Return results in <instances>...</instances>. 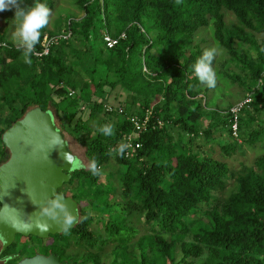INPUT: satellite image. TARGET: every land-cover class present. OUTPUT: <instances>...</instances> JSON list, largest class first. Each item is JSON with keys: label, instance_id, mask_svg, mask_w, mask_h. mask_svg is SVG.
I'll list each match as a JSON object with an SVG mask.
<instances>
[{"label": "trees", "instance_id": "16d2710c", "mask_svg": "<svg viewBox=\"0 0 264 264\" xmlns=\"http://www.w3.org/2000/svg\"><path fill=\"white\" fill-rule=\"evenodd\" d=\"M75 1L85 16L80 21L68 18L53 32L47 24L41 28L36 50L42 49L46 35L71 32V36L59 40L47 56L37 58L33 53L31 64L23 58L22 44L20 48L6 33L0 34V166L10 155L3 134L38 106L53 113L66 138L80 145L90 165L95 159L100 171L93 175L81 161L72 180L59 190L65 195L70 192L68 196L82 206L81 219L74 229L44 241L50 247L48 253L71 264H264V155L249 172L235 177V190L221 200L219 194L234 178L228 163L200 154V149L194 151L183 141L174 144L168 133L169 128L178 129L180 136L187 133L194 145L193 137L210 139L218 125L219 120L205 128L192 123L201 120L205 111L195 89L206 84L198 80L193 68L204 50L200 44L194 49L184 45L185 39L191 42L210 25L219 45L239 60L242 71L248 70L254 82L262 81L264 89V52L248 38L252 32L264 34V0H181L179 4L176 0ZM36 2L18 0L25 8ZM38 2L49 9L53 4V0ZM227 12L236 15L239 26L227 25ZM105 33L115 38L125 33L127 37L107 49ZM245 43L257 48L259 62L238 56ZM175 46L179 49L171 51ZM89 60H93V68L87 67ZM214 63L213 59L211 67ZM101 67L116 74L117 84L131 93L121 115L107 112L98 102L104 99L107 85L97 80ZM247 89L254 93L250 107L257 108V100L264 102V90ZM151 108L153 122L160 120L163 125L137 134L142 147L130 157L120 155L119 145L134 133L129 117ZM244 112L239 116V135L245 130ZM84 113L89 118L102 113L107 117L99 129L89 132L92 128L81 117L72 126L75 116ZM113 118L116 120L111 121ZM232 120L229 110L220 124L221 134L236 139ZM253 120L249 119L252 125ZM105 125L112 126V135L104 134ZM256 127L259 129L245 140L253 146L257 136H264V126ZM221 148L228 155L236 150L230 145ZM113 159L121 177L117 180L112 175L103 181L102 170ZM31 238H26V249L33 248ZM73 247L84 254L70 255Z\"/></svg>", "mask_w": 264, "mask_h": 264}, {"label": "rangeland", "instance_id": "374dc122", "mask_svg": "<svg viewBox=\"0 0 264 264\" xmlns=\"http://www.w3.org/2000/svg\"><path fill=\"white\" fill-rule=\"evenodd\" d=\"M50 10L51 14L48 18L47 23V29L49 32H53L62 28L68 18L72 17L80 21L85 16L84 10L79 7L75 0H53V4L51 5ZM0 15V34L2 35L3 33H6L8 36V40L13 42L14 44H18L13 39V34L16 31L17 26V22L15 21V9L12 8L10 10L0 12ZM225 21L229 27L239 26L240 24L236 18V15L231 12L226 13ZM247 32L250 31L247 30ZM250 34L252 35V37ZM248 35V38H253L255 42L258 43L261 50H263L264 52V34L252 32ZM184 41V45L191 46L192 49H194L196 44H200L204 51L206 49H216V55L214 57L215 63L212 67L216 74V86L214 88H209L207 85H205L202 88L195 89L198 90L200 93L199 101H201L202 99L201 103L203 106H205V111L203 112V118L201 120H196L192 123L197 125L198 127L202 126V128H205L206 125L211 121L219 120V122L218 125L215 127L212 138L206 139L204 135H199V138L196 139L195 137H193L195 143L194 145L190 144V142L188 141L189 135L187 133L182 134V136H180L178 129L171 130L170 128L168 129V133L170 137H172V142L174 144H180L183 141L184 143H186V146H191L194 151L200 149V154L213 157L215 161L228 163L231 171L233 172L234 178L229 180L226 189L219 194L221 200H227L228 196L236 188L237 183L235 181V177L238 174H244L249 172L252 168L255 167L256 160L264 155L263 134L261 136H257V145L253 146L250 143L245 142L251 132L259 129L256 126H258L259 124H262L264 126V102L257 100L255 102L257 108L255 105H252V107H248L245 109L244 114L241 116L245 130L244 132H240L239 139L230 138V135L226 133L222 135L221 133L222 131H224V129L223 127H221L220 124H222L224 117L226 116L227 112H229L232 106L245 99L247 94H250L253 97L254 93L248 91L247 88L256 86L257 88L262 89L263 82H254V80L252 79V74L248 70L242 71L244 67L239 63V60L236 57L234 58L233 56H231L227 50H225L221 45H219V43L215 39V29L213 25H210L208 28L202 29L201 31L196 33L191 42L187 39H185ZM176 48L179 49V47L175 46L171 48V51L176 50ZM237 54L241 57L250 56L252 60H254L255 62H259L257 48L252 46L251 44L245 43L242 48L238 49ZM87 67L93 68V60H89V62L87 63ZM97 72V80L102 81L104 83L107 82L105 88L106 95L104 96V99L99 98L98 102L102 103L103 105L107 103L113 105L114 107L124 108L128 102L127 100L131 97V93L126 91L123 86H121V84H117L118 76L113 72H108V70L104 69V67H101ZM233 77H240V79H233ZM110 83H115L116 85L110 86ZM263 90L264 89H262V91ZM6 114L7 112H4L3 117H5ZM72 116L73 115H69V118H72ZM79 117L82 118L83 122H87L89 127L92 128L89 132H95L96 129L100 128L102 122L105 121L107 116H105V113H102L98 114L96 118H89V115L86 113H84V115L79 114L75 116L73 120L71 119L73 127L76 126ZM250 118L254 119V125H252L249 121ZM115 120L116 119L113 118L111 121ZM201 131H203V129ZM180 137L182 138L179 139ZM67 140L72 151L79 158H81L82 162H84L85 165L88 166V168H90L91 165L85 158L84 150L80 147V145H78L75 140H73L71 137H67ZM223 145H230L232 147L235 146L236 150L231 155H228L221 148V146ZM118 169L119 167L115 159H113L111 161V164L104 170H102V173H105L103 176V181L105 180V178H109L112 175L117 180H119L121 175L117 174ZM67 194L71 195L70 192H68ZM115 200L118 199L116 198ZM81 208L82 206L80 205V211ZM200 218L205 219V216L200 215ZM134 222L136 223L137 220L134 219ZM137 225L142 226L138 222ZM31 240L33 241V248L26 249V238H23L22 236L20 237L19 235L16 238L15 244L11 246L9 250L12 251L14 254L17 253L20 255L23 249H26L27 251L22 253L20 257L33 256L35 254L34 250L38 251V249L44 254L48 253V251L50 250V247L45 245L44 242L48 239L32 237ZM111 249V246L108 247L107 252L111 251ZM79 251H81L80 248L73 247V249H69L68 252L72 256L78 254L82 256L84 253L80 254L78 253Z\"/></svg>", "mask_w": 264, "mask_h": 264}, {"label": "water", "instance_id": "95a60500", "mask_svg": "<svg viewBox=\"0 0 264 264\" xmlns=\"http://www.w3.org/2000/svg\"><path fill=\"white\" fill-rule=\"evenodd\" d=\"M9 159L0 166V240L2 251L14 245L17 236L49 239L62 234L66 217L80 222V206L59 190L68 184L81 160L70 148L66 134L53 113L34 107L2 136ZM17 256L7 257L8 261ZM17 264H71L56 254H37Z\"/></svg>", "mask_w": 264, "mask_h": 264}, {"label": "clouds", "instance_id": "9594fccd", "mask_svg": "<svg viewBox=\"0 0 264 264\" xmlns=\"http://www.w3.org/2000/svg\"><path fill=\"white\" fill-rule=\"evenodd\" d=\"M180 2L181 0H176L177 4ZM12 8H15V21L17 22L13 39L18 43L20 48L21 44L24 46V51L22 53L23 58L26 63L31 64L30 57L34 53L35 45L39 42L40 29L48 23L51 10L44 4L39 3L38 0L33 6L27 8L21 7L18 0H0V12ZM215 55V48L206 49L203 55L199 57L193 65L194 73L198 80L202 84H206L209 88H214L216 86V74L211 67ZM102 131L105 135L113 134V128L110 125H105ZM128 147L129 145L121 143L117 151L120 155H123L125 149ZM90 171L93 175H100V171L97 170L95 159L91 162ZM72 222L73 217L71 215L67 216L65 225L63 226L65 232L68 230L67 226H70Z\"/></svg>", "mask_w": 264, "mask_h": 264}, {"label": "built area", "instance_id": "2783aa9c", "mask_svg": "<svg viewBox=\"0 0 264 264\" xmlns=\"http://www.w3.org/2000/svg\"><path fill=\"white\" fill-rule=\"evenodd\" d=\"M71 36V32L67 33H62L58 36L54 37H48L47 35L44 36L42 42H41V50H36L34 49V55L37 58L47 56L50 51L52 46L56 45L59 43V40L61 39H68ZM127 36L125 33H123L121 36L118 38H115L111 36L108 33H105L103 36L104 43L107 47V49H113L114 47L117 46V44L120 42V40L125 39ZM5 46V44H4ZM146 71V68H145ZM71 96L73 95V92L70 94ZM253 98L252 95L247 94L246 98L234 105L230 109V113L232 116V121H233V126H232V134L236 139H239V134H238V127H239V116L240 113L248 108L250 104L252 103ZM104 108L107 112L109 113H118V114H123L124 109L123 107H114L111 104H104ZM153 115H154V109H147L143 115H132L129 117V121L131 125L134 127V133L130 134L127 136L125 140V144L129 145L128 148L125 149V157H130L132 154L133 150L140 149L142 147V143L136 140V135L140 134L141 132H146L150 129H155L159 126L163 125V121L158 120L156 123L153 122Z\"/></svg>", "mask_w": 264, "mask_h": 264}, {"label": "flooded vegetation", "instance_id": "af4514ba", "mask_svg": "<svg viewBox=\"0 0 264 264\" xmlns=\"http://www.w3.org/2000/svg\"><path fill=\"white\" fill-rule=\"evenodd\" d=\"M9 159V158H8ZM80 160H81V158H79ZM82 161V160H81ZM68 196V195H67ZM0 208H1V205H0ZM2 249H3V243H2V241L0 240V264H17L18 262H20L21 260H23V259H25V258H30V257H34L35 255H37V254H41V255H45V256H49V255H51V254H54V253H46V254H44V253H42L41 251H39V249H38V251H35L34 250V252H35V254L33 255V256H25V257H23V258H20V256L18 255V254H14L12 251H10L9 249L10 248H8V249H6V251H2ZM44 252V251H43ZM12 255H15V256H17L16 258H15V260H13V261H8V259H7V257H9V256H12ZM60 260H61V258H60ZM61 261H63V260H61Z\"/></svg>", "mask_w": 264, "mask_h": 264}]
</instances>
